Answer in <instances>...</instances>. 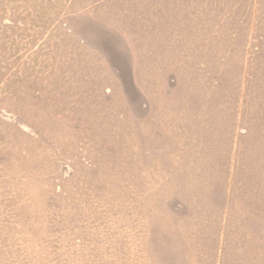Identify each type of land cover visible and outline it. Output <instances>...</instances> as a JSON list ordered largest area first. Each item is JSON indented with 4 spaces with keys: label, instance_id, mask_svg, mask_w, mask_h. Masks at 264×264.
Here are the masks:
<instances>
[{
    "label": "rangeland",
    "instance_id": "rangeland-1",
    "mask_svg": "<svg viewBox=\"0 0 264 264\" xmlns=\"http://www.w3.org/2000/svg\"><path fill=\"white\" fill-rule=\"evenodd\" d=\"M0 264H264V0H0Z\"/></svg>",
    "mask_w": 264,
    "mask_h": 264
}]
</instances>
